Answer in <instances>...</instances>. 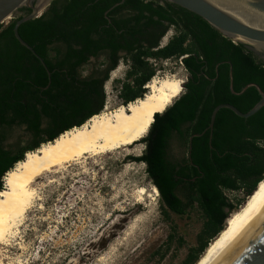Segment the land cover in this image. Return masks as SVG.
<instances>
[{"label": "trees", "instance_id": "trees-1", "mask_svg": "<svg viewBox=\"0 0 264 264\" xmlns=\"http://www.w3.org/2000/svg\"><path fill=\"white\" fill-rule=\"evenodd\" d=\"M26 11L22 8L19 12ZM29 11L26 12L27 15ZM0 25V191L3 177L25 154L52 143L64 132L84 125L103 111V85L119 62L128 65L117 81V98L127 106L146 94L155 76L151 61H179L187 73L181 95L154 116L142 163L160 196L165 221L198 212L202 225L196 246L187 248L179 264H196L209 243L225 228L264 179V107L248 119L220 109L211 140L210 116L221 104L247 113L264 93V63L241 43L223 37L196 15L158 0H53L38 18L18 28L20 38L39 56L47 70L13 35L17 20ZM174 34L161 45L167 32ZM123 55H119V54ZM104 56L99 67L83 75L91 58ZM232 72L230 91L229 72ZM97 75H103L101 79ZM14 129L25 141L7 144ZM194 137L189 146V139ZM185 150L181 159L171 153L173 143ZM243 197L230 201L227 193ZM171 226V225H170ZM185 245L174 226L162 249V260L173 245Z\"/></svg>", "mask_w": 264, "mask_h": 264}, {"label": "rangeland", "instance_id": "rangeland-1", "mask_svg": "<svg viewBox=\"0 0 264 264\" xmlns=\"http://www.w3.org/2000/svg\"><path fill=\"white\" fill-rule=\"evenodd\" d=\"M173 34L168 31L161 45ZM103 64L102 58L92 61L82 73L86 75ZM160 67L158 80L174 76L186 82L187 73L179 61ZM127 69V64L119 62L110 72L103 87L105 102L101 113H113L122 106L116 88ZM25 139L23 129H14L7 144ZM143 150L140 140L106 156L82 159L39 180L37 199L27 211L18 235L9 245H0L2 264L181 263L187 248L196 246L202 218L193 212L183 217L171 215V223L164 220L159 193L147 176L145 165L128 159L140 157ZM171 153L181 159L185 150L175 142ZM226 195L232 202L243 197L241 192ZM170 225L185 245L178 250L174 244L158 261L156 253L164 247Z\"/></svg>", "mask_w": 264, "mask_h": 264}, {"label": "bare ground", "instance_id": "bare-ground-1", "mask_svg": "<svg viewBox=\"0 0 264 264\" xmlns=\"http://www.w3.org/2000/svg\"><path fill=\"white\" fill-rule=\"evenodd\" d=\"M183 83L182 79L174 76L154 79L146 85L147 93L142 99L120 106L113 113L93 116L81 127L64 132L52 143L42 144L36 151L26 153L23 161L7 172L2 180L0 245H7L18 233L27 211L37 199L36 186L39 180L82 159L106 156L142 140L154 116L162 114L181 95ZM263 196L264 179L245 203L229 215L223 231L209 243L196 264H211Z\"/></svg>", "mask_w": 264, "mask_h": 264}, {"label": "water", "instance_id": "water-1", "mask_svg": "<svg viewBox=\"0 0 264 264\" xmlns=\"http://www.w3.org/2000/svg\"><path fill=\"white\" fill-rule=\"evenodd\" d=\"M53 0H0V25L15 19L22 8L30 12L17 20L13 27L16 41L31 52L47 70L43 60L24 42L18 28L25 22L38 18L49 7ZM180 7L205 21L223 37L235 43L243 44L257 59L264 63V0H161ZM230 91L235 94L232 85V72H229ZM185 82L182 88H184ZM253 87L261 99L247 113H242L234 106L221 104L215 107L210 116L207 130L209 143L217 112L227 109L237 117L248 119L264 107V93L259 86L249 84L239 94ZM189 139V146L194 137ZM257 188V187H256ZM211 264H264V196L255 210L247 217L244 224L229 238L228 243L213 258Z\"/></svg>", "mask_w": 264, "mask_h": 264}, {"label": "flooded vegetation", "instance_id": "flooded-vegetation-1", "mask_svg": "<svg viewBox=\"0 0 264 264\" xmlns=\"http://www.w3.org/2000/svg\"><path fill=\"white\" fill-rule=\"evenodd\" d=\"M158 1L162 2L161 0H158ZM24 9H25V8H24ZM19 11H20V10H19ZM19 11H18V13H17L18 16H24V15L26 14V12L29 11V10L26 9V11H22V12H19ZM29 12H30V11H29ZM119 55L121 56V55H123V54L120 53ZM103 57H104V56L101 55V56H99V57L96 58V59H95V58H91L88 62H89V64H91L92 61L98 60V59H100V58H102V60H103ZM89 64H88V65H89ZM108 65H109V62H106L105 64H103V65L101 66L100 70H106V68L108 67ZM92 72H93V69H92L91 72L88 73V74H92ZM109 74H110V73H109ZM86 75H87V74H86ZM96 77L99 78V79H101V78L103 77V75H97ZM107 81H108V80H107ZM107 81H106V82H107ZM186 81H187V79H186ZM106 82H105V83H106ZM105 83H104L103 87L105 86Z\"/></svg>", "mask_w": 264, "mask_h": 264}, {"label": "built area", "instance_id": "built-area-1", "mask_svg": "<svg viewBox=\"0 0 264 264\" xmlns=\"http://www.w3.org/2000/svg\"><path fill=\"white\" fill-rule=\"evenodd\" d=\"M167 62H169V60H166V61H161V62H156V61H151V63H153V65H154V67H156V73H155V76L152 78V80H154V79H157L158 80V77H159V75H160V73H161V67L160 66H162V64H166ZM181 64V63H180ZM151 80V81H152ZM148 84V83H147ZM146 84V85H147ZM146 85L145 86H143V89H145L146 90V92H147V89H146Z\"/></svg>", "mask_w": 264, "mask_h": 264}]
</instances>
